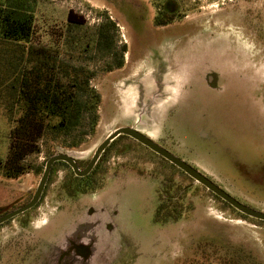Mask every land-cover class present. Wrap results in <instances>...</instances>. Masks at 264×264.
Returning <instances> with one entry per match:
<instances>
[{
  "label": "rangeland",
  "instance_id": "rangeland-1",
  "mask_svg": "<svg viewBox=\"0 0 264 264\" xmlns=\"http://www.w3.org/2000/svg\"><path fill=\"white\" fill-rule=\"evenodd\" d=\"M166 1L29 0L31 43L96 71L91 85L101 95L99 119L90 134L83 135V125L66 140L39 141L23 159L26 173L0 176V213L29 200L48 157L67 154L83 166L118 127L151 135L264 213V0L170 1L183 18L161 29L153 17ZM68 11L79 23L70 28ZM106 17L116 24L110 53L95 48ZM120 57L119 70L104 71ZM214 74L218 86L210 89L206 75ZM9 131L0 113V168L9 159ZM80 137L77 147L62 146ZM92 179L99 188L82 189L69 169L55 164L38 207L0 227V264H182L204 257L211 264L219 257L264 264V222L244 219L129 138L110 143ZM66 180L79 190L76 205H69ZM160 181L180 199L177 221L153 220ZM60 200L67 203L54 210ZM32 236L34 245H19Z\"/></svg>",
  "mask_w": 264,
  "mask_h": 264
},
{
  "label": "trees",
  "instance_id": "trees-1",
  "mask_svg": "<svg viewBox=\"0 0 264 264\" xmlns=\"http://www.w3.org/2000/svg\"><path fill=\"white\" fill-rule=\"evenodd\" d=\"M75 18L68 11L67 28L79 24ZM32 22L29 0H0V113L10 126L11 139L9 159L0 168V176L7 179L26 173L23 159L38 150L39 141L66 140L83 125L86 126L83 135L90 134L99 119L101 95L91 85L96 71L66 62L49 47L32 44ZM115 28V22L108 17L98 25L97 50L112 51ZM122 64L120 57L113 67L108 65L104 71L119 69ZM81 138L67 145L64 141L62 146L77 147ZM169 190L167 186V199L160 200L155 211L153 220L157 224L177 221L181 216L180 199L169 196ZM203 259L192 258L182 264H211ZM216 260L214 264H239L229 257Z\"/></svg>",
  "mask_w": 264,
  "mask_h": 264
},
{
  "label": "water",
  "instance_id": "water-1",
  "mask_svg": "<svg viewBox=\"0 0 264 264\" xmlns=\"http://www.w3.org/2000/svg\"><path fill=\"white\" fill-rule=\"evenodd\" d=\"M119 135L129 136V137L137 140L141 144L147 146L150 150H152L157 155L161 156L162 158H164L165 160L170 162L176 168H178L183 173H185L188 177L193 179L196 183L203 186L207 191H209L214 196H216L217 198H219L220 200L225 202L227 205L232 207L234 210H236L240 214H242L248 218L264 222V213L263 212L257 211V210L252 209V208H250L244 204H241L236 199H234L232 196H230L228 193H226L224 190H222L220 187H218L214 182H212L210 179H208L206 176H204L202 173H200L197 169L193 168L192 166L185 163L184 161H182L178 157H176L173 154L169 153L168 151L164 150L163 148H161L160 146H158L157 144L152 142L150 139L143 136L142 133H140L136 129H134L132 127H118L116 129H114L113 131H111L101 141V143L97 146V148L93 152L92 157H91L88 165L83 170H80L77 167L75 160L67 154L60 153V154H55V155L50 156L45 162V167H44L43 173L39 179L37 188H36L34 194L32 195L31 199L26 204H24L23 206L0 216V224H2L3 222H5L11 218H13L16 215H19V214L25 212L26 210L32 208L37 203V201L41 195V192L43 190V187L45 185V182L47 180L50 167L54 162H57V161L65 162L66 164H68L71 167L75 176H79V177L85 176L92 169V167L94 166V164L96 163V161L98 160V158L100 157V155L102 154L104 149Z\"/></svg>",
  "mask_w": 264,
  "mask_h": 264
},
{
  "label": "flooded vegetation",
  "instance_id": "flooded-vegetation-1",
  "mask_svg": "<svg viewBox=\"0 0 264 264\" xmlns=\"http://www.w3.org/2000/svg\"><path fill=\"white\" fill-rule=\"evenodd\" d=\"M173 2V3H176L174 0H167L166 1V3H164L163 5H161L160 7H158L157 9H156V16L155 17H153V24L155 25V27H158V28H163V27H168V26H170V25H173V24H177V22L178 21H180L182 18H183V16H181V13L178 11V9H176V8H172V7H168L167 5H168V3L169 2ZM177 5H179L178 3H176ZM167 21H172V23H170V24H168L167 23ZM120 69V68H119ZM118 69V70H119ZM207 77H206V83H207V86L210 88V89H216L217 88V84H216V80H217V75H213V77L211 78L209 75H206ZM134 129H136V128H134ZM137 131H139L140 133H142V135L143 136H145V137H147L148 139H150L152 142H154L155 144H157L158 146H160L161 148H163V146H162V143H161V141L160 142H157V141H155L153 138H150L148 135L149 134H146V133H144V132H141L139 129H136ZM119 137H122V138H129V139H131L132 141H134V142H136V143H138V145H141V146H144L145 148H147L150 152H152V153H154V154H156L155 152H153L152 150H150L147 146H145V145H143V144H141L140 142H138L137 140H135V139H133V138H131V137H129V136H126V135H119V136H117L116 138H119ZM115 138V139H116ZM114 139V140H115ZM110 145V144H109ZM108 145V146H109ZM107 146V147H108ZM106 147V148H107ZM105 148V149H106ZM105 149H104V151H105ZM164 149V148H163ZM165 150V149H164ZM104 151L102 152V154L104 153ZM167 151V150H166ZM170 153V152H169ZM102 154L100 155V157L98 158V160L96 161V163L94 164V166L92 167V169L88 172V174H86L85 176H82V177H79V176H75L74 175V173H73V171H72V169H71V167L68 165V164H66L65 162H62V161H57V162H54L52 165H51V167H50V170H49V173H48V177H47V180H46V182H45V185H44V187H43V190H42V192H41V195H40V197H39V199H38V201H37V203L32 207V208H30V209H28V210H26L25 212H23V213H21V214H19V215H16V216H14L13 218H11V219H9V220H7V221H5V222H3L2 224H0V227H3V226H5L7 223H9V222H11L14 218H16V217H18V216H22V215H25L27 212H29L30 210H32V209H35V208H37L38 207V205H39V203H40V201L42 200V196H43V193H44V190H45V187H46V185H47V182H48V180H49V176L51 175V173H53V166H55V164H59V165H62V166H64V167H66L67 169H69V171H71L72 173H73V179H75V180H77L76 178H79L80 180H77L78 182H80L81 184H83L84 183V185H81L83 188L82 189H86V187H88L89 186V184H90V186H89V188L88 189H92L93 187V185H92V181H93V179H92V175H93V172H94V169H95V167H96V165H97V163H98V161H99V159L101 158V156H102ZM172 154V153H171ZM157 155V154H156ZM174 155V154H173ZM159 156V155H158ZM175 156V155H174ZM92 157V156H91ZM91 157H90V159H91ZM159 157H161V156H159ZM177 157V156H176ZM49 158V157H48ZM162 158V157H161ZM90 159L85 163V165H83V166H81L80 165V162H78V161H76L75 159V162H76V165H77V167L80 169V170H83V169H85L86 168V166L88 165V163H89V161H90ZM164 159V158H163ZM165 160V159H164ZM167 161V160H166ZM46 162V161H45ZM170 163V162H169ZM186 163V162H185ZM171 164V163H170ZM174 166V165H173ZM44 167H45V164H44ZM194 168V167H193ZM178 169V168H177ZM196 169V168H195ZM43 170H44V168H43ZM43 170H42V172H41V175H42V173H43ZM181 171V170H180ZM199 171V170H198ZM200 172V171H199ZM201 173V172H200ZM185 174V173H184ZM203 174V173H202ZM204 175V174H203ZM204 176H206V175H204ZM41 177V176H40ZM207 177V176H206ZM190 178V177H189ZM208 178V177H207ZM5 179H7V178H5ZM40 179V178H39ZM209 179V178H208ZM193 180V179H192ZM70 181V180H69ZM68 180H66L64 183H62L63 185H65L66 186V189L69 191V193H68V198L69 199H72V202H70L69 203V205H76L77 203H78V200H76V195H77V191H79L77 188L75 189L74 187H70V185H71V182H69ZM212 181V180H211ZM39 182V181H38ZM163 182L164 181H160V183H159V187H158V191H157V194H158V204H159V201L160 200H165V199H167L166 198V196H167V193H166V191H167V186L168 185H164L163 184ZM213 182V181H212ZM37 185H38V183H37ZM37 185H36V187H35V189H34V191L31 193V197H32V195L34 194V192H35V190H36V188H37ZM200 185V184H199ZM85 186V187H84ZM218 186V185H217ZM170 187V186H169ZM203 187V186H202ZM219 187V186H218ZM99 187H94L93 189L94 190H96V189H98ZM171 188V187H170ZM223 190V189H222ZM177 193V192H176ZM227 193V192H226ZM169 194H170V190H169ZM212 194V193H211ZM80 195H82V194H80ZM213 195V194H212ZM231 196V195H230ZM31 197L29 198V200L31 199ZM173 199L175 200L176 199V196L175 197H173ZM235 199V198H234ZM28 200V201H29ZM27 201V202H28ZM26 202V203H27ZM239 202V201H238ZM25 203V204H26ZM67 203V202H66ZM65 203V201L63 200H60V201H58V205L54 208V210L55 209H57L58 207H61L62 205H64V204H66ZM225 203V202H224ZM242 204V203H241ZM24 205V204H23ZM23 205H21V206H23ZM20 206V207H21ZM229 206V205H228ZM17 208H19V207H17ZM17 208H15V209H17ZM232 208V207H231ZM251 208V207H250ZM15 209H12L11 211H13V210H15ZM11 211H8V212H11ZM8 212H3V213H0V216H2V215H4V214H6V213H8ZM53 213H51L50 215H52ZM242 215V214H241ZM34 236H32V238H31V240L30 241H28V242H22V243H20L19 245H34V241H33V238ZM35 251V248H33V252ZM76 252H83L81 249H77L76 251H75V254H76Z\"/></svg>",
  "mask_w": 264,
  "mask_h": 264
},
{
  "label": "bare ground",
  "instance_id": "bare-ground-1",
  "mask_svg": "<svg viewBox=\"0 0 264 264\" xmlns=\"http://www.w3.org/2000/svg\"><path fill=\"white\" fill-rule=\"evenodd\" d=\"M146 134H147V133H146ZM148 136H149L150 138H152L151 135H148Z\"/></svg>",
  "mask_w": 264,
  "mask_h": 264
}]
</instances>
